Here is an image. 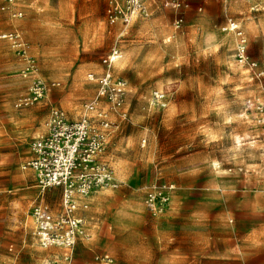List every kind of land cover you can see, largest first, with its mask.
I'll return each mask as SVG.
<instances>
[{"label": "rangeland", "instance_id": "rangeland-1", "mask_svg": "<svg viewBox=\"0 0 264 264\" xmlns=\"http://www.w3.org/2000/svg\"><path fill=\"white\" fill-rule=\"evenodd\" d=\"M150 3L148 15L111 25L108 0H25L17 18L2 11L0 2V34L14 27L21 31L49 87L43 100L16 110L26 82L10 42L0 39V264L1 253L37 249L31 207L11 206L26 186L21 162L30 143L54 110L75 120L83 115L98 91L89 75L103 73V58L113 50L121 53L112 70L125 82L126 116L110 115L100 157L119 181L105 191L100 213L106 229L113 232L116 224L124 235L153 233L147 223L153 215L143 204L153 181L174 186V205L189 200L186 187L224 173L230 182L242 179L246 192L257 191L264 203V33L253 39L241 24L261 22L264 31V2L250 14L240 0H180L178 7ZM231 22L238 28L231 30ZM208 130L224 136L211 140L216 136ZM60 197V190L48 192L51 208ZM13 218L16 227H8ZM94 223L93 217V236L99 227ZM128 261L119 264H142L141 258Z\"/></svg>", "mask_w": 264, "mask_h": 264}, {"label": "built area", "instance_id": "built-area-1", "mask_svg": "<svg viewBox=\"0 0 264 264\" xmlns=\"http://www.w3.org/2000/svg\"><path fill=\"white\" fill-rule=\"evenodd\" d=\"M3 1L2 11L10 12L13 17H22V11L14 9L18 0ZM163 1L180 6V0ZM150 2L108 0L107 19L111 24H128L140 16L148 15ZM181 21L176 20V25ZM237 28L238 25L231 22L230 29ZM0 39L11 43L14 53L22 62L19 74L27 81L26 93L14 102L13 107L16 110L31 107L45 98L49 87L42 79L36 59L30 54L21 31L2 33ZM241 43V61L245 62L249 57L245 52L244 38ZM117 54L118 51L113 50L103 58L105 70L99 77L89 75L90 80L97 81L98 91L94 100L86 105L83 115L75 120L62 109L54 110L47 122L46 132L32 140L31 154L21 163L23 172L30 170L34 173L39 190V200L31 208L32 236L43 248H63V256L67 261H71L79 241H88L92 237L84 214L90 207V197L99 191L119 186L113 167L100 158L110 134L111 116L118 112L126 116L122 110L125 82L115 76L112 70ZM52 189L61 192L60 205L56 210L44 199ZM173 191L174 186L171 184L151 182L144 198L145 207L152 215L165 212L170 207ZM96 259L102 264L114 263L113 257L107 253L96 255Z\"/></svg>", "mask_w": 264, "mask_h": 264}, {"label": "crops", "instance_id": "crops-1", "mask_svg": "<svg viewBox=\"0 0 264 264\" xmlns=\"http://www.w3.org/2000/svg\"><path fill=\"white\" fill-rule=\"evenodd\" d=\"M23 1L25 0H18L14 9L19 11ZM240 2L243 12L250 14L264 0ZM4 12L13 17L10 12ZM107 22L109 23L108 19ZM241 24L253 39H256V36L261 37L264 33L261 22L250 21ZM13 30L19 29L14 27L11 31ZM15 57L20 69L22 62L16 54ZM21 79L24 80L22 77ZM24 81L27 85V81ZM46 127L45 122L35 137L44 134ZM208 131L216 136L211 140H220L224 136L214 130ZM30 154L31 152L24 157V161ZM23 178L26 186H23V191L14 197L11 203L13 210L22 204L32 208L39 200L34 173L30 170L23 172ZM229 179L230 176L224 173H211L204 181L186 187L191 190L189 200H180L173 205L172 197L167 212L153 215V218L147 220L152 226L153 233L142 235L118 233L119 228L116 224L110 229L113 232L106 229L108 226L103 223L100 211L104 199L107 198L105 191L110 189L99 191L90 197V207L84 212L92 237L88 241L82 240L77 243L71 261L65 260L63 248H43L31 234L32 246H36L37 249L20 250L13 256L1 253L3 255L1 264H102L96 259V255L105 253L113 257V264H119L121 259L128 263V260L134 258H141L142 264H264L263 198L257 191L246 192L247 188L242 179L237 183L230 182ZM44 199L47 202V195ZM60 201L61 197L57 208L52 207L53 210L58 209ZM93 217L94 225L99 226L95 227L97 230H93L94 236L90 224ZM11 226L16 227L14 218L9 220L8 227Z\"/></svg>", "mask_w": 264, "mask_h": 264}, {"label": "bare ground", "instance_id": "bare-ground-1", "mask_svg": "<svg viewBox=\"0 0 264 264\" xmlns=\"http://www.w3.org/2000/svg\"><path fill=\"white\" fill-rule=\"evenodd\" d=\"M120 56H121V53H120V55H119V53L116 55V59L118 60L119 58H120ZM117 62V61H116ZM25 177V176H24Z\"/></svg>", "mask_w": 264, "mask_h": 264}]
</instances>
